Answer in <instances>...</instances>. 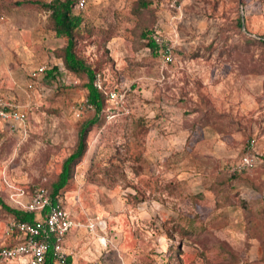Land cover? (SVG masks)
I'll list each match as a JSON object with an SVG mask.
<instances>
[{"label": "rangeland", "instance_id": "374dc122", "mask_svg": "<svg viewBox=\"0 0 264 264\" xmlns=\"http://www.w3.org/2000/svg\"><path fill=\"white\" fill-rule=\"evenodd\" d=\"M20 1L0 0L2 23L11 13L44 12ZM133 2L74 8L92 27L77 55L123 97L107 101L105 122L89 131L62 193L82 224L67 235L68 255L76 247L90 253L82 264H264V0H153L140 17ZM43 26L55 35L47 16ZM143 29L160 35L171 61L142 47ZM61 46L35 61L56 66L51 87L32 88L17 59L14 78L0 74L9 97L18 85L26 112L20 132L0 120V199L14 208L54 180L93 112L86 76L59 70ZM245 155L253 164L238 168ZM11 217L0 205V243ZM178 225L194 232L182 235Z\"/></svg>", "mask_w": 264, "mask_h": 264}, {"label": "trees", "instance_id": "16d2710c", "mask_svg": "<svg viewBox=\"0 0 264 264\" xmlns=\"http://www.w3.org/2000/svg\"><path fill=\"white\" fill-rule=\"evenodd\" d=\"M26 3L34 5L44 11L47 14L48 27L54 31L55 35L64 38L65 42L63 46L55 51L56 56L62 59L64 66L70 73L76 75L77 77H81L82 75L86 76L87 81L84 83V87L86 88V100L93 110L90 117L84 118L79 122L74 146L71 152L62 160L60 171L56 174L54 180L49 182L46 186H39L44 187L48 191L51 204L59 203L64 207L62 193L69 181L73 178L76 165L82 160L88 149L87 138L89 131L93 127L102 126L105 122V117L107 115V101L104 89L108 90L111 87H106L107 85L105 86V82H103L104 88L99 89L95 87L93 80L96 72L99 71L87 64L76 53V45L83 38V35H85V33L87 35L92 33V27H86V21L83 16L79 13H75L74 11L76 0H24L18 2V5ZM152 3L153 0H134L132 5V15L140 17L141 15L148 13L152 7ZM0 7L5 11L6 8L1 2ZM242 25L241 19H238L237 26L240 28ZM151 34V29L141 30L139 35L143 39L142 47L149 53L158 55L159 45L152 39ZM260 41L264 43V39ZM54 71L56 72V66L51 67L48 70V74H52L56 77V74H53ZM113 173L114 171L106 172L108 175ZM0 205L7 213H9L10 216L18 220L29 222L43 216L47 211V206L39 211H28L17 207L14 208L4 203L2 199H0ZM260 211L261 213H264L263 205L261 206ZM173 229L177 230L182 235L189 233L192 234L194 232V229L192 228L179 225ZM16 234L17 232L14 231L8 239L4 241V243H12ZM176 251L177 249L175 252ZM67 262L68 264H71L69 256H67ZM44 264H58L54 261L50 251H47L45 254Z\"/></svg>", "mask_w": 264, "mask_h": 264}, {"label": "built area", "instance_id": "2783aa9c", "mask_svg": "<svg viewBox=\"0 0 264 264\" xmlns=\"http://www.w3.org/2000/svg\"><path fill=\"white\" fill-rule=\"evenodd\" d=\"M87 0H76L75 9H83ZM6 18L5 11L0 7V22ZM158 33L153 30L151 37L159 45V53L163 56L164 61L172 60L170 48L164 43ZM46 65H41L32 70L29 74L31 78H36L39 74L47 70ZM59 70L66 73L64 66H60ZM93 84L95 87L102 89L103 84L99 73L95 74ZM30 86V84H28ZM106 101L113 105H118L123 94L119 93L116 87L105 90ZM87 102V100H86ZM87 105L90 104L87 102ZM25 111L21 110L17 103L6 97L0 92V120L13 126L19 127L26 118ZM253 164V157L243 156L238 164V168L250 166ZM19 193L16 194V196ZM24 209L28 211H39L47 206V211L43 216L36 218L34 221L18 220L14 217L9 219V226L6 231L9 237L14 231L17 232L14 241L10 244L0 243V263L7 261H17L19 264H44V257L47 251L51 252V256L58 264H68V254L63 249V238L65 235L82 224L71 217L70 212L59 203L51 204L50 196L45 188H36L29 199L22 204ZM89 228H93L94 224H90ZM89 264H105L102 260L95 258Z\"/></svg>", "mask_w": 264, "mask_h": 264}, {"label": "crops", "instance_id": "0c3cea01", "mask_svg": "<svg viewBox=\"0 0 264 264\" xmlns=\"http://www.w3.org/2000/svg\"><path fill=\"white\" fill-rule=\"evenodd\" d=\"M46 16L47 14L44 12L36 11L33 14H21L20 12H18L7 15L8 18L5 23L0 22V74L3 72H8V74L12 78H14L16 74L14 71L16 69L14 67L16 65L15 59H17L21 63L25 64L27 68H29L28 70H26L25 75L27 76L26 81H31L33 83L32 88L37 87L45 89L51 87V82H49L48 79H51L50 81H52L53 79L54 81L56 80V77L52 74H48V70L50 68L47 69L44 73L39 74L36 78H31L28 75L30 74V71L35 69V61L39 60V58L41 57V54L43 53L42 49H44V57H47L50 56L49 54H51L55 47H59L63 44V39L60 36L46 34L43 26ZM54 72L53 74H56ZM44 76H46L47 78H44ZM12 88L13 89H9L10 91H8L9 94H11V97L6 94L7 91H5V93L0 89V92L12 101L17 102V96L21 97L20 88L18 87V85ZM28 97L30 98L29 95L26 98L29 99ZM24 123L25 121L16 128L17 131L20 132L24 130ZM13 129L14 128H12V130ZM68 233L65 235L62 242L63 249L67 254ZM72 250H74V255H68L71 264H82L90 255V253H86L85 250H77L76 247H72ZM91 261H89V263Z\"/></svg>", "mask_w": 264, "mask_h": 264}]
</instances>
